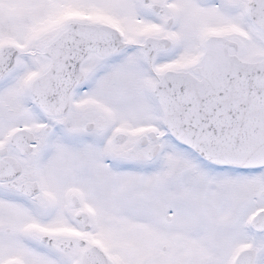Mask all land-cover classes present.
Here are the masks:
<instances>
[{
	"label": "snow or ice",
	"instance_id": "obj_1",
	"mask_svg": "<svg viewBox=\"0 0 264 264\" xmlns=\"http://www.w3.org/2000/svg\"><path fill=\"white\" fill-rule=\"evenodd\" d=\"M0 264H264V0H0Z\"/></svg>",
	"mask_w": 264,
	"mask_h": 264
}]
</instances>
